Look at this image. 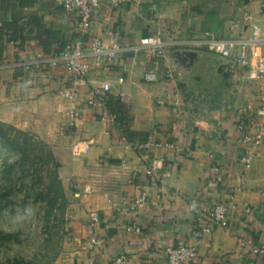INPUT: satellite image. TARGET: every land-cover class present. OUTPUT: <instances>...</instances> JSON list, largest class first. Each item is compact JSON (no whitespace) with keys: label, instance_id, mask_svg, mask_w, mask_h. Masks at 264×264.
<instances>
[{"label":"crops","instance_id":"1","mask_svg":"<svg viewBox=\"0 0 264 264\" xmlns=\"http://www.w3.org/2000/svg\"><path fill=\"white\" fill-rule=\"evenodd\" d=\"M107 1L101 0L84 37L96 35L107 44L112 32L120 49L110 64L90 56L84 80L74 83L61 60L48 61L78 36L76 17L62 0H0V121L49 146L68 199V241L53 264H107L120 253L131 264H168L166 247L194 242L195 230L210 222L213 203L229 196L236 207L228 227L213 225L204 233L191 264H249L255 260L251 243L264 241V137L246 166L239 159L245 148L235 121L239 107L251 103L264 122V110L259 112L264 79L250 81L232 63L221 67L230 61L203 42L223 39L237 53L258 25V41L246 51L264 52V0H142L109 9ZM156 33L164 42L162 55L140 46L143 36ZM151 70L157 80L144 78ZM167 70L174 77L166 78ZM180 80L192 91L189 96L180 90ZM103 82L110 89L102 107L90 101L103 93ZM69 109L77 113L72 126ZM147 138L155 142L148 155L163 160L159 177L138 171L143 161L131 143ZM74 140L90 141L89 151L72 155ZM106 162H124L130 176L115 181L111 201L100 192L74 193L72 181H86L90 168ZM141 189L148 199L131 210ZM246 205L252 213L245 212ZM93 214L99 216L94 226L99 243L89 247L85 239ZM133 221L141 231L126 229ZM240 238L250 243L240 247Z\"/></svg>","mask_w":264,"mask_h":264},{"label":"built area","instance_id":"2","mask_svg":"<svg viewBox=\"0 0 264 264\" xmlns=\"http://www.w3.org/2000/svg\"><path fill=\"white\" fill-rule=\"evenodd\" d=\"M142 0H108L105 5L106 8L117 7L122 4H139ZM62 6L67 12L74 14L77 20L78 36L69 42L64 51L58 57L49 59L51 65L56 64L57 59L61 60L64 67L72 75L74 83H80L84 80L86 74L90 69L89 59L92 56L99 63L110 64L117 56L120 49L119 43L109 32L107 44L104 40L96 35L90 36L89 40H85V35L89 33L93 22V16L102 7L101 0H62ZM238 18L232 27H235ZM260 32L258 25L252 26L251 35L242 40L239 45V51L234 53L229 42L223 39H204V44L208 46L213 52L221 55L224 59L229 60L235 67H242L244 74L250 81H258L264 79V52H261L256 47L251 50L250 55L247 54L246 48L248 43H257V35ZM256 45V44H255ZM140 46L148 53L154 55H162L164 53V42L159 33L149 34L140 39ZM253 59L252 62L250 59ZM166 78L174 77L172 70H167ZM144 78L147 80H157L158 75L156 71H146ZM102 94L90 101L98 106H104L106 101V92L110 89L109 82H103L101 85ZM64 94L70 98L74 96L73 90H66ZM121 95V93H119ZM175 103L180 101L179 92H176ZM264 101V96L262 97ZM264 108H260L259 112ZM77 113L74 109L68 110L69 124L72 126L75 123ZM236 128L240 134L239 140L243 144L245 151L240 156V160L246 165L250 166L255 158V150L257 146L263 141L264 137V122L255 113L254 107L251 103L242 104L239 107V116L236 118ZM136 150L139 158L143 164L138 170L142 175L159 177V170L162 166L163 160L160 157H151L148 155L150 147L155 144L151 139L137 140L131 143ZM90 149V141L74 140L70 144V152L74 156H81L86 154ZM129 172L124 162L119 166L109 165L106 163H99L90 168L86 173V181H72L71 188L77 195L100 192L108 194V201H111V194L113 192V185L116 182L127 181L129 179ZM119 184V183H118ZM148 199V192L141 189L139 194L135 196L131 203L130 209L135 210L144 206ZM236 207L232 196L220 201H216L208 210L209 224L203 225L194 232L195 241L191 243H181L178 245H169L165 249L166 260L168 264H191L192 260L197 255L198 245L204 233L210 232L213 225L228 227V214ZM247 214L252 213L250 205L245 206ZM99 221L98 214L91 215L89 228L85 244L89 247H94L99 243V239L95 234L94 226ZM126 229L128 231H141V226L133 221ZM250 242L245 238L239 239V246L244 247ZM251 253L255 258L249 264H264V241L255 244L251 243ZM86 264H95L94 261L89 260ZM107 264H131L129 257L125 253H120L114 256Z\"/></svg>","mask_w":264,"mask_h":264},{"label":"rangeland","instance_id":"3","mask_svg":"<svg viewBox=\"0 0 264 264\" xmlns=\"http://www.w3.org/2000/svg\"><path fill=\"white\" fill-rule=\"evenodd\" d=\"M38 140L36 136L33 138L31 152L40 151L36 152V156L40 157L27 163V173L21 172L17 163L11 173L6 171V165L18 160L20 154L0 144V230L15 232V238L0 241V264H7L11 258L34 260L39 264L49 260L53 264L68 241L66 224L70 214L67 208L64 212L54 210L48 213L46 202L37 195L48 183L46 171L47 167L52 166L45 161L49 146L46 144V148L40 150ZM31 156L35 157V154ZM8 179L11 185L7 183ZM67 204L68 199L66 207ZM29 207L34 209V214L24 220H17L16 217L23 216Z\"/></svg>","mask_w":264,"mask_h":264},{"label":"trees","instance_id":"4","mask_svg":"<svg viewBox=\"0 0 264 264\" xmlns=\"http://www.w3.org/2000/svg\"><path fill=\"white\" fill-rule=\"evenodd\" d=\"M11 28H14V25L11 24ZM2 40V38L0 37ZM117 106V103L114 104ZM116 118L120 122V112L118 109H116ZM33 138H35V135L28 131L21 130L17 128L16 126L5 123L0 121V144L4 148L8 150L17 151L20 156L18 160L15 162L9 163L6 165L5 169L8 173H11L15 167V164L17 163L19 166V169L21 172H26L27 169L25 168L28 162H33L34 160H37L36 158H39V156L36 152H31V147L33 145ZM38 143L40 145L39 149L44 150L46 147V143L42 140H38ZM47 159L46 162L52 164V166L47 167L46 175L49 177L48 183L41 188V190L37 193V195L43 199L47 204V212L52 213L57 210L64 212L66 208L67 203V197L65 195L64 187L62 185L61 179L59 178L58 174V168L60 166L59 162L55 159L53 153L51 150L47 149ZM31 154H35V157L31 156ZM43 157V156H42ZM7 183L11 185L10 180H7ZM23 184V182H21ZM8 189V188H6ZM10 189V188H9ZM6 192V191H5ZM7 194V193H6ZM5 194V195H6ZM3 194V196H5ZM15 238V232H4L0 230V241H6L11 240ZM7 264H39L36 263L34 260H24L23 258H11L7 261ZM45 264H51L49 260L45 262Z\"/></svg>","mask_w":264,"mask_h":264},{"label":"water","instance_id":"5","mask_svg":"<svg viewBox=\"0 0 264 264\" xmlns=\"http://www.w3.org/2000/svg\"><path fill=\"white\" fill-rule=\"evenodd\" d=\"M226 60V59H225ZM229 65H231V62L229 63H224V64H222V66L221 67H227V66H229ZM228 76H230V74H231V69L229 68V70H226V72H225ZM227 76V77H228ZM179 86H180V90L183 92V94L185 95V96H189L191 93H192V91L191 90H188V88H187V85H186V83L183 81V80H180L179 82ZM191 91V92H190Z\"/></svg>","mask_w":264,"mask_h":264},{"label":"clouds","instance_id":"6","mask_svg":"<svg viewBox=\"0 0 264 264\" xmlns=\"http://www.w3.org/2000/svg\"><path fill=\"white\" fill-rule=\"evenodd\" d=\"M33 214H34V209L29 207V208L25 209V214L23 216L18 215L16 217V219L17 220H24L28 217H31Z\"/></svg>","mask_w":264,"mask_h":264}]
</instances>
